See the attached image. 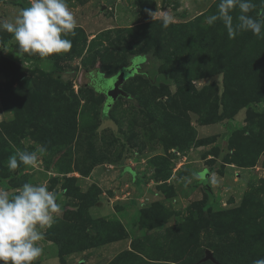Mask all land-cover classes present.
I'll list each match as a JSON object with an SVG mask.
<instances>
[{
    "label": "rangeland",
    "instance_id": "1",
    "mask_svg": "<svg viewBox=\"0 0 264 264\" xmlns=\"http://www.w3.org/2000/svg\"><path fill=\"white\" fill-rule=\"evenodd\" d=\"M0 264H264V0H0Z\"/></svg>",
    "mask_w": 264,
    "mask_h": 264
},
{
    "label": "water",
    "instance_id": "2",
    "mask_svg": "<svg viewBox=\"0 0 264 264\" xmlns=\"http://www.w3.org/2000/svg\"><path fill=\"white\" fill-rule=\"evenodd\" d=\"M121 80H122V74H119L116 78V80H114V83H113V86L112 88H109L107 91H106V94L111 97L112 99L116 98V96L118 94H125L124 91L122 89H120L118 87V84L121 83ZM205 260L206 259H211L213 260L212 256H211V253L209 250L206 251V256L204 258Z\"/></svg>",
    "mask_w": 264,
    "mask_h": 264
},
{
    "label": "trees",
    "instance_id": "3",
    "mask_svg": "<svg viewBox=\"0 0 264 264\" xmlns=\"http://www.w3.org/2000/svg\"><path fill=\"white\" fill-rule=\"evenodd\" d=\"M13 4L21 6V4H17V3H13ZM22 17L25 18L24 14H22ZM146 66H148V68L146 70H143L144 67H146ZM140 67H141V71L142 72L144 71L145 75L149 78L154 77L155 74H157V72L154 69L155 61H153L152 59H148V60L140 62ZM204 180L205 179L202 177L203 182H204Z\"/></svg>",
    "mask_w": 264,
    "mask_h": 264
}]
</instances>
